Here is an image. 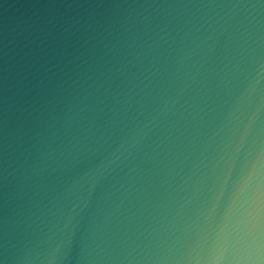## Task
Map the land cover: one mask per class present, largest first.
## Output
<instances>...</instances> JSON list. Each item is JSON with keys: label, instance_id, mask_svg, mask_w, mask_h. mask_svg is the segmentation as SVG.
<instances>
[{"label": "water", "instance_id": "95a60500", "mask_svg": "<svg viewBox=\"0 0 264 264\" xmlns=\"http://www.w3.org/2000/svg\"><path fill=\"white\" fill-rule=\"evenodd\" d=\"M0 264H264V0H0Z\"/></svg>", "mask_w": 264, "mask_h": 264}]
</instances>
